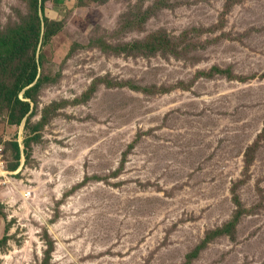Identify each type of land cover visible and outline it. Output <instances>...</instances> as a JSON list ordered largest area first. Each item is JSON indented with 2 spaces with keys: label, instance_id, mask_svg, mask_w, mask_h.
<instances>
[{
  "label": "rangeland",
  "instance_id": "obj_1",
  "mask_svg": "<svg viewBox=\"0 0 264 264\" xmlns=\"http://www.w3.org/2000/svg\"><path fill=\"white\" fill-rule=\"evenodd\" d=\"M41 8L0 0V264H264V0Z\"/></svg>",
  "mask_w": 264,
  "mask_h": 264
},
{
  "label": "trees",
  "instance_id": "obj_2",
  "mask_svg": "<svg viewBox=\"0 0 264 264\" xmlns=\"http://www.w3.org/2000/svg\"><path fill=\"white\" fill-rule=\"evenodd\" d=\"M85 1L100 2L101 0H80V2H85ZM38 2L39 0H35V15L31 17V21L36 24L35 25L31 24L24 28H21L19 32L20 40L27 41L28 39L32 38V36H34L35 40L39 41V38L42 32V23L40 20L41 18L38 15ZM45 4H46V0H42V8H41L42 14L45 11L44 10ZM44 21L47 24L49 22L47 19H45ZM141 45L142 44H138V46H141ZM5 55H6V59H5ZM5 55L2 57L3 58L2 61L12 63L15 60V58L18 57L19 55L20 56L25 55V51H10L6 53ZM1 66L2 65L0 63V67ZM38 77H39V73H38L37 63L35 60H32L29 68L23 71L18 76L17 85L13 88L12 91L9 92L8 103L21 108V117L17 121V125H20L23 122L25 117L29 115L30 109H31L29 103L21 101L19 99V96L24 92V98L26 100H30V98H33L35 93L40 88ZM42 80L44 82V80H47V79L42 78ZM3 88L7 89L6 87H3ZM7 242H8L7 237L0 240V248L6 245Z\"/></svg>",
  "mask_w": 264,
  "mask_h": 264
},
{
  "label": "bare ground",
  "instance_id": "obj_3",
  "mask_svg": "<svg viewBox=\"0 0 264 264\" xmlns=\"http://www.w3.org/2000/svg\"><path fill=\"white\" fill-rule=\"evenodd\" d=\"M31 192H33L32 190H31ZM32 194V193H31Z\"/></svg>",
  "mask_w": 264,
  "mask_h": 264
}]
</instances>
